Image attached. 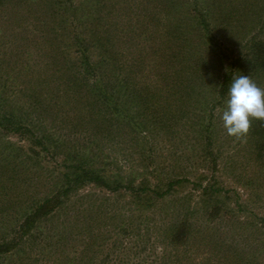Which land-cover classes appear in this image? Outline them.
I'll return each instance as SVG.
<instances>
[{"label": "rangeland", "instance_id": "374dc122", "mask_svg": "<svg viewBox=\"0 0 264 264\" xmlns=\"http://www.w3.org/2000/svg\"><path fill=\"white\" fill-rule=\"evenodd\" d=\"M56 1L69 9L82 2L0 1V113L18 121L0 117V264H48L58 249L74 246L83 252L69 258L73 264H264V121L252 119L237 138L220 119L234 77L249 75L264 88V0H190L192 9L187 4L151 22L148 35L135 36L138 43L117 57L131 65L144 48L142 67L124 70L123 100L135 121L122 123L113 112L90 118L84 103L55 94L68 89L71 96L79 82L56 50L69 37L59 36ZM154 42L161 50L152 52ZM181 46L184 52L175 50ZM101 48L89 47L90 60ZM70 50L82 70L80 52ZM55 104L64 107L58 115ZM18 123L28 128L16 129ZM92 171L112 187L91 182ZM59 191L48 205L65 202L56 214L31 221L19 215Z\"/></svg>", "mask_w": 264, "mask_h": 264}, {"label": "trees", "instance_id": "16d2710c", "mask_svg": "<svg viewBox=\"0 0 264 264\" xmlns=\"http://www.w3.org/2000/svg\"><path fill=\"white\" fill-rule=\"evenodd\" d=\"M1 1V0H0ZM196 1V0H193ZM63 1H56L55 3V9L54 14L58 17H61V19H58L62 22L61 25H59L62 29L60 30V35L63 36H69L66 37L65 44H62L61 47L56 46L57 53L59 56H61L65 62L66 65L69 67H74L76 70H67L69 72L74 73V81L78 79V88L76 87L75 90H72L71 92L73 95L70 96L68 92H70L68 89L66 91L63 90H57L55 92L58 93V96H67L68 98H72L74 102H80L84 103V108H88V116L91 118L94 117V115H97L98 113H103V111L109 113L113 112L116 116H119L120 123H122L125 119L130 120L132 117L131 122L135 121V117L132 116L131 113H129V109L126 106V101L124 102V97L122 94V85L126 83V77L124 75V70H137V68H141V59L143 55V47H139V49L136 51V57L134 60H132L131 65L125 62H119L117 60V57L119 55H124L122 53L126 52V47H128L127 44L131 45L132 41H136V44L138 43V38H140L143 34L148 35L146 32L148 31V28H151L154 26L151 24V22L158 20V22H161L163 20L164 15L171 14V10H174L175 15L181 11L182 8L186 7L188 9H192L193 3H190V0H90L85 1L82 0L80 3V9L76 6V8L69 9L66 6H63ZM62 4V5H61ZM191 4V5H190ZM91 6V7H90ZM169 9V12H166ZM254 8L252 6L248 7V11H246V14L251 15ZM234 8H230L228 10V13L234 12ZM192 12V11H191ZM163 13V14H162ZM68 19L70 17L73 18V21L75 20V26L73 28L72 23L73 21L70 19V26L67 22V15ZM197 15V13H190L189 15ZM181 13L178 15V19L181 17ZM33 17V16H31ZM181 19H183L181 17ZM187 19V18H186ZM189 23H191L190 19H187ZM185 22V21H184ZM206 19L202 16L200 12L199 20L197 21V24L201 26L202 32L201 36L204 40V45L206 46H212L210 43V38L207 32L206 27ZM174 21L169 25L167 30V34H173L172 30L175 27ZM174 25V26H173ZM180 25V23H179ZM69 26V27H68ZM181 26V25H180ZM198 26V25H197ZM71 27V28H70ZM69 29V30H67ZM152 33H156L155 31H152ZM107 34L111 35V38H108ZM106 37L103 39L102 37ZM140 37H135L139 36ZM148 37V36H147ZM145 38V40L147 39ZM73 41V42H72ZM72 43V44H71ZM156 43L150 44L149 48L152 50V52H155V48H161L159 46L156 47ZM168 43V41L166 42ZM191 43H189L190 45ZM71 45H74L76 47L75 52H80L82 57V62L80 64V68L82 70H79L78 66L71 61V58L69 55L72 54L70 52ZM100 50H103V53L100 54L99 58H96L94 60H90L88 49L101 47ZM173 48V45L171 46ZM134 50V49H133ZM178 52H184L185 46L178 47L175 49ZM57 65V62H54ZM133 68V69H132ZM103 70V71H101ZM118 70V71H115ZM56 71V70H55ZM110 72V73H109ZM115 72V73H114ZM79 74V76H78ZM171 75H161L160 77L165 78L166 82L171 80L174 83H176L175 80H172ZM157 77V76H155ZM69 80V78H67ZM93 80L92 84H89L88 81ZM156 81V78H155ZM113 83L112 86H109L110 83ZM120 90H115V87H119ZM70 87V86H67ZM66 87V88H67ZM51 92V90L49 91ZM53 93V92H51ZM35 97V96H34ZM54 97H57L54 95ZM2 99V96H0V101ZM96 102V103H95ZM44 104V103H43ZM51 104V103H50ZM46 105V104H45ZM101 105V106H100ZM43 107H48V104ZM52 107V106H50ZM57 104L53 107L52 111L55 112V114H59V112L62 109H56ZM62 107V106H61ZM39 109V108H38ZM44 109V108H43ZM0 113V117L2 119L8 120L10 119L13 124H16L18 121L16 119H13L12 113ZM8 118V119H7ZM104 122H106L105 126L111 125L109 119H104ZM1 124V122H0ZM133 125H137V123H134ZM21 128H28V126H25V124L18 123L16 126V129ZM116 132H122V130L117 129ZM48 135H44L43 139L49 138ZM105 135V134H104ZM116 137H110L109 139L107 136L104 140H114ZM66 169L71 170H78L79 172H87V169L82 165H74V164H68L65 166ZM93 176L89 178V180L93 183L100 184L102 186H106L107 188H111L112 186L109 185L106 178L102 176L101 174L92 171ZM105 178V179H104ZM182 180V179H180ZM179 180H176L175 182H171L170 188L173 189L175 183H179ZM200 184V183H197ZM201 185V184H200ZM75 185L72 184V181L65 187L66 194L71 191ZM202 190H204V193H207V189L201 185ZM133 189V187L131 188ZM151 190V188H143V190ZM62 192L59 191L56 194H47L44 197L37 200V202H31V206L29 209L25 212H22L21 217L22 219L25 217L24 220L31 221L33 220V217L39 213V215H53L56 214V211L60 209V204L65 203L62 200H59V204L57 202L54 206H49L52 202H55V199L57 198L58 194ZM169 192V190L165 192H156L157 195L164 197ZM215 192H218L216 189ZM53 193V192H51ZM26 215V216H25ZM21 222V218L20 221ZM35 222V221H34ZM33 222V223H34ZM32 223V225H33ZM20 228L23 227L22 225L19 226ZM18 227V228H19ZM13 231V229H12ZM28 231V229H27ZM31 231V237H33V229ZM16 232V231H14ZM26 232V231H24ZM174 235H172L173 238ZM5 243L1 242L0 245H4ZM4 249V248H2ZM11 249H5L1 250V252H8ZM66 249H58L56 254L55 261L50 259L48 264H61L60 260H62V264H73L74 260L69 258H76L81 252H83L80 248L76 249V246ZM203 258V257H202ZM69 260V261H68ZM38 262V259L36 260ZM202 261V260H201ZM204 262L202 261V264ZM76 264V263H74Z\"/></svg>", "mask_w": 264, "mask_h": 264}, {"label": "clouds", "instance_id": "9594fccd", "mask_svg": "<svg viewBox=\"0 0 264 264\" xmlns=\"http://www.w3.org/2000/svg\"><path fill=\"white\" fill-rule=\"evenodd\" d=\"M226 97L220 119L228 135L243 137L250 129L252 119L264 121V88L249 75L234 77Z\"/></svg>", "mask_w": 264, "mask_h": 264}]
</instances>
